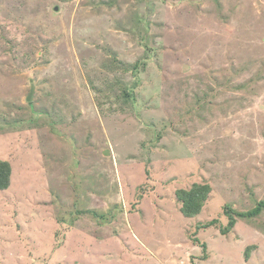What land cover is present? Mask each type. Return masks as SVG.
<instances>
[{"label":"rangeland","instance_id":"374dc122","mask_svg":"<svg viewBox=\"0 0 264 264\" xmlns=\"http://www.w3.org/2000/svg\"><path fill=\"white\" fill-rule=\"evenodd\" d=\"M1 159L0 264H264V0H0Z\"/></svg>","mask_w":264,"mask_h":264},{"label":"trees","instance_id":"16d2710c","mask_svg":"<svg viewBox=\"0 0 264 264\" xmlns=\"http://www.w3.org/2000/svg\"><path fill=\"white\" fill-rule=\"evenodd\" d=\"M127 97H130L131 94L127 91L123 92ZM11 176H12V165L8 160H0V190H5L11 185ZM211 192V186L208 183H200L196 182L190 188H180L176 191L177 199L181 202V212L186 217H194L201 213L204 205L206 204L209 194ZM264 209V200H261L257 203V205L248 210V211H240L236 210L230 203H226L223 206V213L228 219V223L223 226L220 223V219L215 218L211 221L203 222L197 225V229H205L211 226H215L217 224L221 227V232L223 234H228L231 229L237 223V218L239 217H247L252 218L259 215ZM94 213V212H93ZM197 234H193L194 241L200 242V239L196 236ZM203 248L206 251V243H202ZM253 246H248L246 250V257L248 258L250 255V250Z\"/></svg>","mask_w":264,"mask_h":264},{"label":"water","instance_id":"95a60500","mask_svg":"<svg viewBox=\"0 0 264 264\" xmlns=\"http://www.w3.org/2000/svg\"><path fill=\"white\" fill-rule=\"evenodd\" d=\"M34 89H35V87L32 86L31 91H30V94H29V96H28V101L32 100L33 93H34Z\"/></svg>","mask_w":264,"mask_h":264}]
</instances>
